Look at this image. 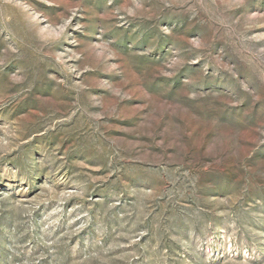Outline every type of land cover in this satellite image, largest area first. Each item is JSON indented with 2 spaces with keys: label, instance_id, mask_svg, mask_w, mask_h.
Masks as SVG:
<instances>
[{
  "label": "rangeland",
  "instance_id": "1",
  "mask_svg": "<svg viewBox=\"0 0 264 264\" xmlns=\"http://www.w3.org/2000/svg\"><path fill=\"white\" fill-rule=\"evenodd\" d=\"M0 264H264V0H0Z\"/></svg>",
  "mask_w": 264,
  "mask_h": 264
}]
</instances>
